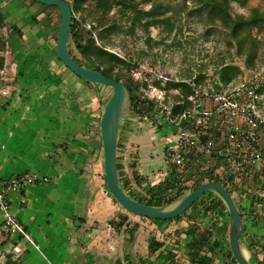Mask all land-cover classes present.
I'll use <instances>...</instances> for the list:
<instances>
[{"label": "rangeland", "instance_id": "1", "mask_svg": "<svg viewBox=\"0 0 264 264\" xmlns=\"http://www.w3.org/2000/svg\"><path fill=\"white\" fill-rule=\"evenodd\" d=\"M68 1L73 4L75 0ZM104 1L106 7H110L109 16L116 18L119 25V28L105 45L128 61V65H116L114 74L118 73L122 82H131L132 88H134L132 82L146 80V83H148V86L143 87L140 85V89H133V94L139 98L140 105L145 99L153 100L158 105L166 100L164 105L169 107L177 94V91L168 88L167 83L169 80L189 81L193 77L203 74L204 82L201 84L205 87L213 88L216 84L222 91H227L244 77L248 78L257 69H264V23L253 27L240 26L239 30L252 34L263 44L257 48L252 60L247 62L250 56L246 45H243L241 52H238L234 40L229 36V31L210 15L207 7L202 6L193 9L198 4L197 0H134L138 2L141 9L146 10L150 8L153 1H158L162 3L161 12L166 10L165 16L168 17V24H171V28L166 27L165 23H159L149 26L148 29H144L139 24L131 29V24L126 21L119 9L116 6H111L109 0ZM79 2L82 5L76 13L78 18L85 15L83 9L95 7L93 0H79ZM255 8L259 9L260 12H264V0H231L229 2V10L233 16L248 17ZM0 13L4 17L5 24L0 25V36L6 43L4 49L1 50L2 52L7 51L5 53L6 66L10 67V64L17 66V62H19L18 67L21 65L23 69L30 71L31 67L36 64V60L33 61V59L37 56L38 64L35 65V68L45 71L39 75L34 73L28 75V79L41 85L44 82L43 78L47 76L48 70H51L53 80L56 83L59 80L63 82L60 91L61 98L58 95L57 100L71 106V108L78 107L83 116L85 114L90 115L88 122L89 134L88 130L87 133H84V136L77 134L79 140L73 150L79 168L82 166L80 163H85V176H94L98 167L97 162L93 164L90 159H88V162L86 161L87 155L89 156L92 151V138L90 140L89 135L96 130L102 106L108 100L112 88L100 85L97 92L102 104H99L92 90H81V79L67 70L63 71L60 63L56 61L53 48L57 42L60 23V10L58 7L44 8L28 0H0ZM32 17L38 20L37 24L31 23ZM84 22L83 26L85 30H88L89 24H92V22L90 19H86ZM13 25L20 26L23 37L19 38L13 33ZM96 33L97 31L93 32V34ZM85 36H87V33L83 31L81 41ZM99 43H102V41H99ZM229 43L231 45H228ZM68 48L74 55L79 57L74 50L71 37L68 41ZM28 52L29 57L25 59ZM52 62H55L56 65H51ZM224 66H237L243 74L237 75L235 80L224 84L220 80V70ZM18 67L15 69L17 70ZM19 71L20 69H18ZM20 73L22 74V71ZM20 73H16L14 76L6 74L7 79L0 81V103L12 98L11 94L14 88L22 79ZM154 82H157L158 85H154ZM41 89H44L42 85ZM47 94H41L39 99H50L49 95L51 93ZM53 97L56 98L54 95ZM261 98L263 101L262 110L264 111V93ZM92 102L96 104L97 110L91 112ZM124 113L126 117L121 120L119 127L120 147L117 162L118 173L123 186L135 195L136 193L139 194L136 196L145 198L148 194L146 195L144 192L147 188L153 186L158 195L156 202L162 200L165 204L169 203L167 201L174 196V191H170L165 183L161 184L160 179L164 173V169H161L164 163L162 146L168 147L167 144L163 145L164 137L170 136L173 132H165L164 128H155V130L153 126H150L151 121L153 123L157 122L161 111L157 114L152 112L148 113L149 115L137 117L128 102ZM155 124L157 125V123ZM262 138L261 144L264 148V131H262ZM157 143H160L159 146H157ZM135 162L137 165L134 167ZM98 163H102L98 173L104 177L102 148ZM21 174L23 172L17 173V175ZM15 176L13 174H5L4 176L6 178L2 184L3 186L0 187V193L4 194L6 199L9 194L20 192L26 186L21 187L19 190L9 189L11 179L13 180ZM134 181L140 187L136 186ZM184 184L190 185H185L188 190L195 188L191 178L185 181ZM101 186L108 199L122 208L108 191L104 180L101 182ZM246 188H248V185L232 187L234 194H236V198L233 194L235 202L238 203L239 211L243 214L244 221L248 226L241 238V243L252 264H264V225L261 222L264 219V184L261 187H258V183L255 184V189H253L255 191L259 190L258 193L261 192L260 196L263 197L262 200L255 202L240 193L244 192ZM253 193L252 190L248 194ZM203 198L201 202H196L191 206L181 218L156 221L153 223L154 225L148 223L146 227L148 230L143 232V237L134 240L135 246L133 243V247L136 248V256L133 255L131 260L129 258L116 259L114 264L120 262L122 264H195L201 258L207 264H234L230 258L226 257V249L229 247V218L226 208L217 205L212 210H206V207L213 205L211 203L212 196L210 197L208 194ZM128 214L131 213L128 212ZM131 216L134 219H140L136 215L132 214ZM15 218L19 221L16 216ZM146 220L152 219L146 218ZM3 222L4 218L0 210V264H8V259L15 261L16 264H31L28 256L30 254L28 250L30 249L22 241L16 242L18 234L3 229ZM115 222L113 221V223ZM19 223L29 235L23 224L20 221ZM136 228V223H133L132 233ZM211 232L213 238L219 240L221 245L213 246L210 242L205 244L204 249H200L197 240L205 238ZM130 236V238L133 237L132 234ZM29 237L32 239L30 235ZM85 263L95 264L96 262L93 256H89Z\"/></svg>", "mask_w": 264, "mask_h": 264}, {"label": "crops", "instance_id": "2", "mask_svg": "<svg viewBox=\"0 0 264 264\" xmlns=\"http://www.w3.org/2000/svg\"><path fill=\"white\" fill-rule=\"evenodd\" d=\"M5 53L0 52L4 59L0 81L7 79L6 74L14 76L20 71L22 79L12 98L0 103V187L5 174L17 176L23 172L36 177L34 183L7 196L12 213L39 247L37 250L21 240L30 249L31 264H86L89 256H93L95 264L133 259L134 240L143 237L148 223L154 225L156 221L134 219L108 199L101 185L95 186L96 173L85 176V163H80L79 168L73 148L79 140L77 134L87 133L90 115L83 116L78 107L71 108L57 100L58 95L61 98L63 82L56 83L48 70L41 89L40 83L28 79V75L45 71L35 68L37 56L34 67L26 72L21 65L18 67L19 62L7 67ZM26 55L28 59L29 52ZM80 86L81 90L86 89L82 82ZM45 93H51L50 99L40 100L39 96ZM92 110H97L93 102ZM89 137L93 149L95 130ZM133 223L137 228L132 233ZM247 227L244 221L243 234Z\"/></svg>", "mask_w": 264, "mask_h": 264}, {"label": "trees", "instance_id": "3", "mask_svg": "<svg viewBox=\"0 0 264 264\" xmlns=\"http://www.w3.org/2000/svg\"><path fill=\"white\" fill-rule=\"evenodd\" d=\"M32 3L38 4L39 6H43L44 8H50V7H56V6H48V5H43L35 0H28ZM70 6H71V11H72V17H71V24L69 28V35L67 38V50L70 54V56L79 64L100 71L104 75H106L109 78L121 81L120 75L118 73L114 74V68L116 65H128V61L119 56L117 53L111 51L106 47L105 44H107L108 40H110L111 36L116 32V30L119 28L118 25V20L116 18L110 17L109 12H110V7H106V3L104 0H93L95 2V7H90V8H85L83 11L85 12V15L78 18L76 17V13L80 10V7L82 5L79 0H75L73 4H71L68 0H66ZM111 6H116L119 9V12L124 15L126 21H129L131 24V29L135 27L136 24H139L141 27L144 29H148L149 26L154 25V24H159V23H165L166 27L171 28V24H168V17L165 16V11L161 12L162 8V3L158 1H153L151 4L150 8L148 9H141L138 6V2L134 0H109ZM231 0H197V6H195L193 9H196L197 7H202L205 6L208 8L210 15L214 19H217L219 23L229 31V36L232 37L234 40V43L236 45V49L238 52H241V49L243 45H246L247 51L249 52V60L247 62L251 61L253 56L255 55V51L260 45H263L260 40H258L256 37L252 36L250 33L243 32L240 29V26L242 25H247L250 27L257 26L260 24L264 23V12H260L259 9L255 8L252 10L251 14L248 17H244L242 15H237L233 16L230 13L229 10V2ZM86 19H90L92 24H89L88 30H85L83 24L85 23L84 21ZM32 24H37L38 20L35 17H32ZM0 25L3 26L4 24V17L0 13ZM13 33L18 36L19 38L23 37V32L22 29L20 28L19 25H13L12 26ZM85 31L87 33V36L85 38L83 37V40L81 41L82 37V32ZM94 31H97L96 34H93ZM73 39V44H74V50L75 52L79 55H74L72 51L68 48V41L69 38ZM99 41H102V43H99ZM5 41L4 39L0 36V51L4 49L5 47ZM228 45H231L229 43ZM53 54L56 57V60L60 63L62 68L65 70L71 72L68 68H66L61 61L57 58L56 53H55V47L53 48ZM3 57L0 56V67L3 66ZM257 69L256 71H258ZM254 71V72H256ZM72 73V72H71ZM73 74V73H72ZM243 74L242 70H240L239 67L237 66H224L220 70V80L223 81L224 84H227L233 80H235V77L237 75ZM75 75V74H74ZM76 76V75H75ZM77 77V76H76ZM192 80L198 84V85H203L201 83L204 82V75L200 74L198 76H195L192 78ZM82 84L86 86V90H92V93L96 95V99L99 104H102L101 100H99V94L97 91H99V87L102 84H94L88 81H84L81 79ZM126 86V89L128 91V96H129V104L133 108V112H135V115L137 117H142L144 115H147L148 113L157 114L160 112L163 107L165 106L164 103H166V100L163 101V103L159 104L154 102L153 100L150 99H145L141 102V105L139 104V98L133 94V89L135 88L136 90L140 89V85L143 87L148 86V83H146V80H143L142 82L137 81V82H132L134 84V88L131 86V82L126 81L123 82ZM141 83V84H140ZM154 85H158L157 82L153 83ZM168 88L173 89L177 91V94L174 96L173 102L169 106V111L172 115H176L180 111L184 110L187 107H191L190 101L187 99L188 96L191 94V89L189 87V84L187 81L184 80H169L168 83ZM204 86V85H203ZM209 91H215V92H220L222 91L221 88L218 85H214L213 88L206 87ZM264 91V88H261L259 90L260 93ZM181 101V104H176V102ZM104 106V104H103ZM103 106L101 109V113L103 111ZM148 109V110H147ZM149 115V114H148ZM101 116V114H100ZM99 116V120H100ZM157 123V125L155 124ZM153 123L152 121L150 122V126H153L154 129H160L161 125L159 124V120L157 119V122L155 121ZM98 125L99 122L96 126V137L97 140L95 142V145L88 156V159L93 162H97L98 167L96 168V178H95V186L97 188L101 185V182L104 180V177L100 176L98 171L100 170V165L102 163H98V158L100 155V136L98 132ZM155 129V130H156ZM157 143V146H159ZM120 147V139L118 138L117 140V162H118V149ZM163 148V147H162ZM163 161L166 162V165L168 166L166 169H164L163 176L161 177L160 183L168 187L170 191H174V196L168 200L167 202H171L177 198H179L181 195H183L188 189L185 188L186 185L184 184L185 181H188L190 178L192 179V184L195 185L194 187H198L201 184H203L206 181H220L224 187L231 193L233 196L234 191L232 189V186L229 184V180L231 177L224 175L223 172L217 171V167L219 166V161L217 159L211 160L210 164L208 166H205L203 161H201L199 158H197L194 162H192L190 165H183V166H176L173 163L168 162L167 159H163ZM136 162L134 163V167L136 166ZM204 165V167H203ZM96 167V166H94ZM163 166H161V169ZM117 168L119 171V167L117 164ZM120 183L125 190V192L130 195L132 198L141 201L143 203L149 204V205H162L165 204L162 202V200H159L156 202L158 199V195L155 192V189L152 187H149L146 189V192L144 194H148V196L145 197H138L136 195H139L136 193V195L125 188L123 186V183L121 181V177L119 176ZM105 181V180H104ZM194 182V183H193ZM127 183V182H126ZM136 186L140 187L139 184L134 181ZM159 183V184H160ZM256 183H250L248 185V188L245 189L244 192H240L243 194L244 197H249L253 202L257 200H262L263 197L260 196L259 191H255ZM264 184V183H263ZM261 184V186L263 185ZM186 185V186H185ZM260 186V187H261ZM259 187V185H258ZM254 188V189H253ZM254 191L253 194H248L251 191ZM233 192V193H232ZM210 195L211 198V203L213 205H209L205 209H214L217 205L224 207L223 202L217 197L213 192L211 191H205L197 201L193 203V205L197 202H201L206 195ZM240 194V195H241ZM235 198H236V194ZM234 198V196H233ZM215 199V201H214ZM235 200V199H234ZM192 205V206H193ZM190 208V207H189ZM188 208V209H189ZM187 209V210H188ZM239 209V208H238ZM186 210V211H187ZM185 211V212H186ZM127 212V211H126ZM184 212V213H185ZM183 213V214H184ZM182 214V215H183ZM241 214V213H240ZM182 215H179L175 218L171 219H178L181 218ZM228 215V213H227ZM137 216V215H136ZM140 219H146L145 217L138 216ZM171 219H152L155 221H165V220H171ZM241 219L244 224V220L242 218L241 214ZM262 224L264 225V219L261 220ZM120 226L123 225L121 222L119 224ZM16 242L19 240H25L26 243H29L28 240L23 235H18L17 236ZM198 247L200 249H204L205 244L210 243L213 246L221 245L219 240H216L212 236V232L207 235L205 238H201L199 241ZM242 246V243H241ZM215 249V248H214ZM227 254L226 257L230 258L234 264H237L236 260L234 259L229 247H227ZM8 264H16L15 261H11L8 259ZM119 264H122L121 262ZM195 264H207L205 260L198 259V262ZM224 264V263H221Z\"/></svg>", "mask_w": 264, "mask_h": 264}, {"label": "built area", "instance_id": "4", "mask_svg": "<svg viewBox=\"0 0 264 264\" xmlns=\"http://www.w3.org/2000/svg\"><path fill=\"white\" fill-rule=\"evenodd\" d=\"M187 83L191 89L187 98L191 107L172 115L169 107L164 106L158 117L161 128L173 132L164 137L163 145L168 147L162 146L163 159L176 166L190 165L197 158L208 166L211 160L217 159V171L231 177L229 184L232 187L251 182L260 187L264 183V148L261 144L264 131L261 97L264 91L260 93L259 90L264 88V69L244 77L227 91H209L193 80ZM162 166L163 169L168 167L165 161ZM35 180V176L23 173L11 179L8 187L19 190ZM0 210L4 218L2 228L23 235L39 250L11 212L2 193Z\"/></svg>", "mask_w": 264, "mask_h": 264}, {"label": "water", "instance_id": "5", "mask_svg": "<svg viewBox=\"0 0 264 264\" xmlns=\"http://www.w3.org/2000/svg\"><path fill=\"white\" fill-rule=\"evenodd\" d=\"M43 5L56 6L60 10V23L55 53L61 63L78 78L94 84L112 88V92L103 106L98 132L103 154V170L106 187L116 202L127 212L149 219H171L182 215L205 191L213 192L223 202L228 213L229 249L237 264H252L241 246L244 224L238 206L231 193L220 181H206L190 189L179 198L162 205H149L128 195L123 189L117 168V140L121 120L129 96L125 84L107 77L100 71L85 67L76 62L67 50V38L71 24V6L66 0H35Z\"/></svg>", "mask_w": 264, "mask_h": 264}, {"label": "flooded vegetation", "instance_id": "6", "mask_svg": "<svg viewBox=\"0 0 264 264\" xmlns=\"http://www.w3.org/2000/svg\"><path fill=\"white\" fill-rule=\"evenodd\" d=\"M243 248V247H242Z\"/></svg>", "mask_w": 264, "mask_h": 264}]
</instances>
